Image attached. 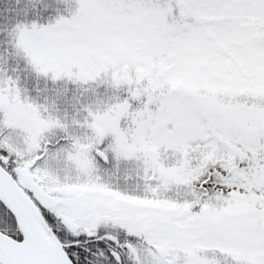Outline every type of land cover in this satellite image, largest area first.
I'll list each match as a JSON object with an SVG mask.
<instances>
[{
    "label": "snow or ice",
    "instance_id": "obj_1",
    "mask_svg": "<svg viewBox=\"0 0 264 264\" xmlns=\"http://www.w3.org/2000/svg\"><path fill=\"white\" fill-rule=\"evenodd\" d=\"M0 264H264V0H0Z\"/></svg>",
    "mask_w": 264,
    "mask_h": 264
}]
</instances>
